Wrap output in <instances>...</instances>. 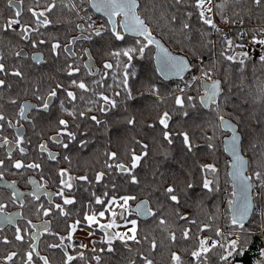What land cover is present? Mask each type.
<instances>
[{
  "label": "trees",
  "instance_id": "obj_1",
  "mask_svg": "<svg viewBox=\"0 0 264 264\" xmlns=\"http://www.w3.org/2000/svg\"><path fill=\"white\" fill-rule=\"evenodd\" d=\"M8 0H0V56L3 57V63L7 72L19 69L22 77H69L66 74L65 65L71 62L66 58V54L61 51L59 58L52 55L51 43L57 39L62 44H66L72 37L80 34L75 27L76 24H85V12L82 10L88 8L87 4H80V0H55L56 7L50 13H46L47 17L53 21L48 28H40L39 33H33L32 38L39 41L43 39L45 44H38L36 48H32L30 42L20 39L19 29L16 31L4 30L7 20L14 17L17 7ZM21 4V24L35 26V17L32 16L29 9L35 11H43L49 6L53 0H16ZM72 3L78 6L77 10L71 8ZM194 0H187V3L177 4L175 0H141L142 14L147 17V22L152 29L153 35L157 39L163 40L172 51L186 55L196 70V65L200 58H203L204 65L212 66V61H216L214 68V79H220L224 92L220 98L222 114L225 117L233 119L239 125V131L242 134V148L244 154L249 159L248 173L253 171L264 172V63L259 61V56L264 55V47L249 53L251 57L247 61V67L244 72L238 70L237 64H232L224 60L220 56L222 50L223 39L226 35L231 38L234 43H239L237 39V30L232 33L220 28L221 32L204 25L198 18L197 9L193 6ZM223 4V19L221 17V9L218 5ZM215 14L220 21L229 18V23H235L240 20L251 19L256 23H264V0L260 5L255 0H216ZM92 10L89 9V12ZM193 15L189 20L186 16L187 12ZM175 16V20L173 17ZM93 17L102 18L97 13ZM103 20L106 18H102ZM183 22H188L191 27L182 30ZM203 33V35H201ZM190 37V38H189ZM111 48L123 47L133 43L132 38L126 37V42L111 40ZM209 41L215 42V47L209 44ZM24 48L28 55L17 57L16 52ZM88 48L92 55L97 59L101 73L103 63L113 60L112 57L106 55L109 50L105 46V39L95 38L92 41H78L73 50L80 54L77 61L81 65L84 63L86 55H83L81 49ZM42 51L46 60L43 63H36L31 59L34 51ZM246 50L237 49V51ZM155 46H149L143 59L135 58L133 60L135 76H130L128 87L131 89L132 98H127L123 88L117 87L116 83L109 74V85L112 89L108 90L109 95H113L115 91H120L121 96L117 99V107L112 111L109 119L108 127L103 122L96 124L98 128L109 129V144H105L104 131L97 129L94 133V139L78 152L77 170L83 173H93V179L99 172L105 175L101 180L103 189L107 192L108 197L114 195L135 196L136 202L140 199H148L150 206L156 213L146 220L140 219L135 212L128 217H135L137 220V239L136 243L129 241L126 247L121 241L116 240L112 247L114 251L108 252L107 245L102 243V239L94 240L91 248H82L81 239L72 242V253L77 254V259L72 264H146L145 257L151 259L153 264H174L171 259L173 252L181 255L185 264H192L193 258L190 253L197 247L196 233L198 226L202 224H211L212 230H205L210 236H215V229L219 227L221 230L231 229L228 227L230 220V212L228 203L224 201L223 188L228 187L230 191V199L232 198V182L228 175L229 157L226 155L223 146V138L229 132L224 131L216 118L215 113L211 109H204L199 104V100L194 101L197 104L195 110L188 108L189 116H182L181 110L175 104V97L180 95L179 81H166L159 76L156 70L154 52ZM124 59V58H122ZM120 71L123 69L121 67ZM85 70L82 68L81 73L74 77H94L85 76ZM0 77H15L12 75L4 76L0 73ZM160 77V78H159ZM158 85L156 95L148 92L152 90L153 85ZM197 84L191 89H187V95L199 97L203 94V89L196 91ZM224 97H227V103H224ZM187 103V102H186ZM214 107V106H213ZM164 112H168L172 119L169 121V128L172 133L187 132L191 141L197 145L192 152H189L183 143V138L179 135L173 136V143L169 144L163 137V127L158 123L159 118ZM106 114V113H105ZM124 119V121H123ZM129 120L135 122L129 124ZM211 122V123H209ZM99 130V131H98ZM140 135V146L134 145V134ZM207 136L213 137L211 143L215 145V149H209L207 144L209 141ZM147 145V149L143 148ZM82 147V146H79ZM133 150L137 155L143 151L147 155L140 161L139 166L135 169L134 175L137 176L138 183L133 184L128 174L119 173L115 167L109 169L108 163L125 164L131 163V155ZM115 152L116 160H109L107 154ZM203 164H215L219 169L220 190L216 193H208L202 188V170ZM209 179L212 175L208 174ZM106 182V184L104 183ZM192 183L194 187L188 188V184ZM258 183V182H255ZM173 186L179 196L180 203L177 204L168 199L164 194V190ZM103 197V195L101 194ZM263 211L264 213V189H262ZM259 196H256V207L249 221L245 223L246 231L241 232L238 229L231 235L228 242L241 236V244L245 245L243 255H237L232 262H240V264H262L259 261L262 248L264 246V214L260 215L257 211L259 204ZM179 214H187L190 219H195L197 223L191 225L184 220L179 219ZM165 221L164 224L160 220ZM185 228H190V239H184L182 232ZM176 236L175 241L171 239V234ZM202 233H199L201 236ZM249 233H251L249 235ZM146 237V239H145ZM156 247H152V243ZM227 242V243H228ZM16 242L9 244L8 250L6 246L0 247V264H15L16 260H7L10 251L18 250ZM95 248L97 251H92ZM101 248L105 251H99ZM221 249H214L208 254L207 264H220L218 255ZM49 254L52 260H56L59 264H66L65 253L60 251L58 254L49 253L45 249V253ZM83 253V259L79 258V253ZM17 255L21 253L19 259L20 264H26V250L19 248L15 252ZM16 255V256H17ZM100 257L99 262L95 259Z\"/></svg>",
  "mask_w": 264,
  "mask_h": 264
},
{
  "label": "snow or ice",
  "instance_id": "obj_2",
  "mask_svg": "<svg viewBox=\"0 0 264 264\" xmlns=\"http://www.w3.org/2000/svg\"><path fill=\"white\" fill-rule=\"evenodd\" d=\"M9 4L12 3V0H8ZM177 4L187 3V0H175ZM257 5H260L261 0H255ZM80 4H87L88 8L82 9L85 12V17H81V19H85V24H76V28L79 30L80 34L72 37L66 44L62 46V44L57 39L55 42L51 43V52L52 55L59 58L61 55V51L66 54V58L71 60V62L66 63L65 71L67 76L74 77L77 74L81 73L82 68L85 70V76H94L99 77L98 79H93L90 83L86 82L85 79H71L69 82V87H74L81 90L82 93H92L96 98L95 99H86L84 95H80L79 100L86 105L96 106L99 105V110L103 113H107L112 109L117 107V99L115 97H120L121 92L115 91L113 95H107L104 92L97 91L98 88H104V81L108 79L109 74L111 73V78L114 83H116L117 87L123 88L124 92L127 95V98L131 99V89L128 87L130 76H135V71H129V69H134L133 60L135 58L143 59L145 57L146 50L149 49V46L154 45L157 50L156 55V70L163 76L165 79H169L171 77H178L180 80L184 81L185 73L192 72L193 65L189 62V60L185 57L178 56L172 54L159 39H157L152 32V29L147 22V17H145L142 12L141 0H80ZM191 6L195 7L198 12V18L204 25H207L209 28L215 30L216 32H221L222 30L217 26L214 22L211 14L213 12L212 8V0H194V4ZM56 7L55 0L47 6L43 11H35L34 9H29L31 11L32 16L35 17V26H30L26 24H21L20 19L18 17L21 16L20 11H16L13 18L7 20V23L4 25V30H12L16 31L13 28V25H20L19 35L20 39L23 41L30 42L32 48H36L38 44H45L46 41L40 39L39 41L32 38L33 33H39L40 28H48L49 25L53 23L50 20L46 13L52 12V10ZM221 9V17H223V4L218 5ZM71 8L77 10V14L79 15L80 9L76 3H72ZM89 9L92 11L89 12ZM99 13L102 18H106L97 26V22L93 19V16ZM192 12H187L186 16L190 20L192 17ZM43 18V19H41ZM175 16L173 20H175ZM229 22L225 19V23ZM191 25L188 22L182 23V30L189 29ZM203 35V33H201ZM247 34L244 32H240L239 36L244 37ZM111 38V40L126 42V37H130L133 40V43L127 44L123 47H117L115 49L111 48V42L107 39V37ZM264 36V29L260 30L258 35H253L251 39V43L254 45H260L264 47V38H260ZM95 38L105 39V46L109 49L106 52V55L112 57L113 60L105 61L103 63V69L105 70L101 73L100 69L96 68L90 62H84L82 65L77 61L80 59V54L73 50L74 46L77 45L78 41H92ZM190 38V37H189ZM223 45L222 50L220 52V56L226 60L231 62L232 64H237L238 70L242 73L247 67V61L251 59L249 56V52L246 50L237 51V49H244V45L241 43H234L231 38H228L226 35L222 37ZM213 47H215L214 41H209ZM83 55L88 56L89 61H91L92 56L89 52L88 48L81 49ZM17 57L23 55V50L15 53ZM124 58V59H122ZM33 61L36 63L42 62V54H35L31 57ZM3 57L0 56V73L4 76L12 75L16 77H22L23 73L16 69L11 73L7 72L5 69V64L2 62ZM259 61L264 63V55L259 56ZM216 61H212V66L208 67V70H205L203 58L198 60L196 70L200 73L199 75L190 76L188 81H184V87H180L178 90L181 93L175 97V104L181 110V115L184 117L189 116L188 108L195 110L197 108V104L194 102L197 99L199 100V104L203 106L204 109H211L216 118L219 120L220 125L224 128L229 129L232 133L231 137L226 141L225 151L229 152L231 155L230 160V168L231 171L228 175L231 177L232 187L234 191L231 193L232 199L228 201V209L230 211V220L228 227L231 229H238L241 232L246 231L244 228L245 222L249 219V217L253 214L254 209L256 207V196L259 195V192L256 189H264V172L262 171H253L251 174L248 173L249 161L242 154V135L238 131V125L229 122L225 119V116L222 114V108L220 103V98L224 92L222 81L220 79H214V68ZM123 69L121 72L120 69ZM197 85L196 91H199L200 88L203 89V94L199 97L187 95L186 90L191 89L194 84ZM6 81L4 79H0V89L5 87ZM107 89L111 90L112 85H107ZM58 90H63L68 99V103L73 104L77 101L78 97L76 92L65 88V86L61 83H57L56 87L51 89L50 92L47 93L46 97L42 96L39 99L42 101L40 107L44 112H48L52 101L57 98ZM264 92V88L261 89ZM224 103H227V97H224ZM187 102V103H186ZM11 103L15 104L16 101L12 100ZM214 106V107H213ZM60 107L71 117L75 118L77 116V109L75 106L71 110L65 107V101H60ZM33 108V105L30 103H25L19 110V116L21 119H28L27 113L30 112ZM92 111V107H86L85 110L79 111V116H86L87 112ZM90 119L94 121L96 124H100L101 121L97 119L95 115L91 116ZM172 119L171 115L168 112H164L159 118L158 123L163 127V137L169 143H173V136L179 135L183 138V143L186 149L189 152H192L195 145L187 132L180 133H172L167 129L169 128V121ZM0 121H6L9 127H14L11 121H7L6 117L0 113ZM134 120H129L128 123H134ZM211 123V122H209ZM59 124L62 128L58 131L56 137H51L53 141L60 143L63 148L67 149L69 147V143L76 140V132L70 130L69 122L65 119H60ZM4 125L0 124V128H3ZM79 128V125H76ZM17 136L19 139L15 142L17 145H22L25 143L24 136L21 128H16ZM86 134V133H85ZM66 136L68 139V143L63 142L61 137ZM206 139L209 141L207 147L209 149H215V145L211 143L213 137L207 136ZM10 142L5 138L3 144H0V147L4 145H8ZM81 146H85L88 141H80ZM41 152L48 151L46 144H41L39 146ZM144 149H147V145H143ZM19 152L21 154H26V149L24 147H19ZM12 153L13 149L9 148L7 152V158L11 163V166L17 170L20 169H40L41 165L39 163H27L25 164L22 160L16 159L12 161ZM109 160H116V153L112 152L107 154ZM147 155L146 151H143L142 154L137 155L133 150L131 155V163L125 164L123 162L119 163H108L107 167L112 169L115 167L119 172L128 174L130 177V181L135 184L138 183L137 176L133 173L135 169L139 166L140 161L144 156ZM49 159H55V155L52 152H48ZM68 159V157H65ZM5 165L4 160H0V168H3ZM202 170V188L207 190L208 193H216L220 190V180H219V169L215 164H203L200 166ZM212 175V179H209L208 174ZM4 173L0 171V178H2ZM61 177V187L59 191L56 193L61 199L62 204L57 203L54 204V208L59 210V213L63 216H69L71 213L65 210V206L76 204L77 201L74 197L73 188H74V180H83L87 181V176L81 177H73L70 175L67 169H61L59 172ZM105 173L99 172L96 175V181L99 182L103 179ZM32 185H34V191L29 193L28 195L34 197L36 200L40 199L41 195L52 196L53 193L42 191L44 186L38 183L35 179L29 181ZM255 182H259L258 184ZM188 188L194 187V185L190 182ZM8 187L15 189V182L9 184ZM68 192V195H65V192ZM164 194L168 197L169 200L175 202L177 204L180 203L179 196L176 192L175 187L169 186L164 190ZM17 198L24 196V193H15ZM94 197L95 205L103 206L102 210H97L93 207L92 203L89 202L86 205V211L83 216V220L86 221L87 225L91 227L93 224L97 225L98 228L104 233V238H102L101 242L106 244L107 251L112 252L114 248L112 247L113 243L116 240L121 241L126 247L128 246L129 241H134L139 243L140 241L137 239V220L132 219L129 220L128 216L133 213V209L130 205V201L136 200L135 196H121L117 198L116 196L108 197L107 192L103 194V198L101 196H96L93 192L91 194ZM107 200V203L105 202ZM6 205L0 204V225L8 224L13 225L16 223L17 216L19 214H10L5 213L4 209ZM43 209V205L38 206V211ZM52 208L43 209V215H50ZM135 214L138 216L148 217L155 216L156 213L149 206V202L147 200L142 201L140 204L136 205ZM106 213L108 216L106 217ZM264 214V213H262ZM179 219L184 220L191 225H195L197 221L195 219H190L187 214H179ZM104 218L107 220L106 223H101V219ZM122 221L123 223H119ZM49 223L48 221L44 222L41 225H35L31 220L27 221V225H29L33 229H40L44 232L49 231ZM81 220L77 219L75 223L70 225V233L65 237L61 236L60 244H53L50 247H63L65 249L66 256V264H72V261L77 259L76 256L70 255L67 252V248L74 245L71 244L72 241V233L76 231L78 225H80ZM161 224H164L165 221L163 219L160 220ZM131 224V228H127V225ZM121 227L127 228L126 231L120 232L119 229ZM205 230H212L211 224H202L198 226V232L196 233L197 247L191 251L190 255L193 258L192 264H207L208 262V254L213 252L214 249H221L222 251L218 255V261L220 264H231L232 259L237 255H243L245 251V245L241 244V236L237 235V238L231 240L228 243H223L222 240L225 239V233L219 228L215 229V236L219 239H211L210 237H201L199 233L204 232ZM191 232L190 228H185L182 232V237L184 239H190L189 233ZM131 233V234H129ZM42 234L41 231H38L36 234H30L28 232V228L22 229L17 226L15 228V239L21 242L25 241V235H29L31 240H38L39 236ZM92 235L93 233H89ZM230 232L228 235H231ZM251 233H249L250 235ZM58 235V234H57ZM146 239V237H145ZM171 239L175 241L176 236L174 233L171 234ZM211 239V243L209 242ZM69 241V244H64V241ZM7 242V241H6ZM95 243V242H94ZM29 247L32 251H28L26 253L27 256V264H34L33 253L36 249L35 244H30ZM79 247L86 248L87 245L81 244ZM152 247L155 248L156 245L153 242ZM92 251H97V249L93 248ZM99 251L103 252L105 249L101 248ZM16 253H12L7 257L8 261H12L16 256ZM35 255L38 256L41 260L44 261V264H48L46 257H40L38 251H35ZM79 258L83 259V253H79ZM95 259L99 262L100 257L96 256ZM146 264H153L151 259L147 257L144 258ZM171 259L174 264H185L181 255L173 252L171 255Z\"/></svg>",
  "mask_w": 264,
  "mask_h": 264
},
{
  "label": "flooded vegetation",
  "instance_id": "obj_3",
  "mask_svg": "<svg viewBox=\"0 0 264 264\" xmlns=\"http://www.w3.org/2000/svg\"><path fill=\"white\" fill-rule=\"evenodd\" d=\"M94 18V17H93ZM100 22H103V19L100 18ZM20 28V27H19ZM22 48L21 50H23ZM25 55H28L27 50ZM34 51L31 55L36 54ZM42 54L43 63L46 58L45 54ZM92 54V53H91ZM31 56V57H32ZM94 57V55H92ZM86 58L84 59V62ZM96 67L100 69L97 59L94 57ZM85 79L86 82H91L93 79H98L99 77H0L6 81L5 87L0 89V113H2L7 121H11L14 127H9L6 121H0V124H3L4 127L0 128V144H3L4 139L6 138L10 143L0 147V160L5 161L3 168H0V171L4 173L3 177L0 178V204L6 205L4 209L5 213L10 214H19L16 219V223L13 225H0V247L6 246V250L9 248L11 242H16L18 250L10 251V254L19 251L21 247L22 250L32 251L29 247L30 244H35L36 249L40 254V257H46L48 264H59L56 260H52L49 257V253L58 254L60 251L65 253L63 247H50L53 244H60V237L67 236L71 229L70 225L75 223L77 219L81 220L80 225L77 227L88 228L90 230H100L95 229V224L89 227L86 221L83 220V216L86 209V205L91 202L93 207L97 210H102L103 206L95 205L94 197L91 195L93 192L96 196L103 195L106 191L103 189V182H99L96 179H93V173H83L77 170L78 163V152L84 148L87 144H90L94 139L95 131L97 129L104 131V140L105 144H109L110 136L106 133H110L109 129H106L109 124V119L111 118V112L115 111L112 109L106 114L99 110V105L91 106L86 105L85 103L79 100L80 95H84L86 99H95L96 97L92 93H82L81 90L69 87V82L71 79ZM57 83H61L71 91L76 92L77 101L73 104L68 103V99L63 90H58L57 98L52 101L48 112L41 110L42 101L39 97L47 95L51 89L56 87ZM105 87L98 88L97 91L104 92L109 95L107 85H109L108 79L104 81ZM148 92L155 94L153 90ZM12 100H15L16 103H11ZM65 101V107L71 110L73 106L77 109V116L75 118L69 116L61 107L60 101ZM30 103L33 105V108L30 112L27 113L28 119H21L19 116L20 108L25 104ZM86 107H92V111L87 112L86 116L80 117L79 111L85 110ZM95 115L97 119L104 123L106 128H98L95 125V122L90 119L91 116ZM60 119H65L69 122L70 130L76 132V140L69 143L67 149L63 148L60 143H57L50 139L51 137H56L58 131L62 128L59 124ZM109 121V122H108ZM124 121V119H123ZM79 125V128L76 127ZM21 128L24 136L25 143L22 145H17L15 142L19 139L17 136L16 128ZM98 130V131H99ZM86 133V134H85ZM63 142L68 143L66 136L61 137ZM80 141H88L84 147L81 146ZM140 135L134 134V146L137 148L140 146ZM41 144H46L48 151L41 152L39 146ZM19 147H24L26 149V154H21L19 152ZM9 148L13 149L12 161L16 159L22 160L25 164L27 163H39L41 165L40 169H20L17 170L11 166L7 158V152ZM52 152L55 155V159H49L48 152ZM68 157V159H65ZM61 169H67L71 176L81 177L87 176L88 180H74L73 193L77 201L76 204L65 206V210L69 211L71 214L69 216H63L59 213V210L54 208V204H62V199L56 195L59 191L61 184V177L59 172ZM118 171V170H117ZM119 172V171H118ZM121 173V172H119ZM35 179L38 183L42 184L44 188L42 191L53 193L52 196L46 194L41 195L39 200H36L34 197L28 195L34 191V185L29 181ZM15 182V189L8 187L9 184ZM106 184V182L104 181ZM15 193H24L25 195L17 198ZM65 195H68V192H65ZM116 197L126 196L114 195ZM102 197V196H101ZM103 198V197H102ZM141 200V199H140ZM139 201V200H138ZM138 201L131 203L130 205L136 204ZM107 203V200L105 201ZM43 205V209L52 208L50 215H43V209L38 211V206ZM134 212V211H133ZM108 213H106V217ZM138 216V215H137ZM31 220L35 225H41L44 222L48 221L49 231H42L40 229H33L27 225V221ZM101 220H106L102 218ZM119 221V220H118ZM19 226L22 229L28 228L30 234H36L38 231H41L42 234L39 236L38 240H31L29 235H25V241L21 242L15 239V228ZM100 236L96 239L104 238V233L100 230ZM58 234V235H57ZM76 239H81L77 236L74 237L72 234V242ZM95 239V240H96ZM7 241V242H6ZM64 244H69V241L65 240ZM33 253L34 264H44V261L41 260L38 256ZM67 252L70 255L77 256L76 252L72 253V246L67 248ZM5 252L2 251L0 256ZM9 254V255H10ZM7 255V257L9 256ZM21 258V253L15 256L13 259L16 260L15 264H20L19 259ZM25 263L27 264V257L25 258Z\"/></svg>",
  "mask_w": 264,
  "mask_h": 264
},
{
  "label": "built area",
  "instance_id": "obj_4",
  "mask_svg": "<svg viewBox=\"0 0 264 264\" xmlns=\"http://www.w3.org/2000/svg\"><path fill=\"white\" fill-rule=\"evenodd\" d=\"M215 2H216V0H212L213 12H212L211 16H212L214 22L217 24V26L219 28H223L224 30L228 31L229 33H232L231 32L232 30H237L236 35H237V39H238L239 43L243 44L245 46L244 48L249 53L255 52L258 49V47H260V45L252 44L251 39H252L253 35H258L260 33V30L264 29V23H256V22H253L251 19H249V20L236 21L235 23L232 24V23H229L230 21H229L228 16L226 17V19L229 22H227V23H225V21L222 22L217 18L216 14H215V10H214L215 9ZM19 27H20V25H13V28H19ZM240 32H244L247 35L242 38L239 36ZM260 38H264V36H261ZM205 70H208V69H205ZM199 74L200 73L197 70H192V72L186 73V75H184V81H188L190 76H192V75H199ZM184 81L179 85L180 87H184ZM152 90L156 92L158 90V85H156V84L153 85ZM256 191L259 192V195H258L259 200H260L259 202L261 203V201H262V189H256ZM229 193H230V191H229L228 187L224 186L223 194H224V201L226 203H228V201L230 200V197L228 195ZM257 211L260 215H262V211H263L262 205L259 204ZM222 231L225 233V239L222 240L223 243H227L230 236L235 234V231L231 230V229L227 230V229L223 228ZM230 232L232 234L228 235ZM201 237H210L211 239H219L218 237H213V236H210L206 233H202ZM211 239L209 241L210 243H211ZM231 264H240V263L231 262Z\"/></svg>",
  "mask_w": 264,
  "mask_h": 264
},
{
  "label": "water",
  "instance_id": "obj_5",
  "mask_svg": "<svg viewBox=\"0 0 264 264\" xmlns=\"http://www.w3.org/2000/svg\"><path fill=\"white\" fill-rule=\"evenodd\" d=\"M21 3L19 2V1H16V0H14L13 1V5H15L16 7H17V9H18V11H20L21 12V5H20ZM40 10H37V12H39ZM98 15H101V14H99V13H97ZM41 19H43V18H41ZM157 38V37H156ZM160 41H161V43L172 53V54H174V55H178V56H182V57H185V58H187L188 60H189V62L191 63V60L186 56V55H184V54H181V53H177V52H175V51H172L171 49H170V47L163 41V40H161V39H159ZM89 52H90V50H89ZM155 53H154V60H155V64L154 65H156V55H157V50H156V48H155V51H154ZM25 53H26V51L23 49V55H25ZM91 53V52H90ZM36 54H40V52H36ZM35 55V54H34ZM91 56H92V54H91ZM85 62H90V63H92L95 67L97 66L96 65V63H95V59H94V57L92 56V59H91V61H89V58H88V56H87V59L85 60ZM192 64V63H191ZM156 67H157V65H156ZM96 68H98V67H96ZM159 73V72H158ZM185 75H186V73H185ZM159 76L162 78V79H164V80H166V81H172V80H176V79H179L178 77H171V78H169V79H165L163 76H161L160 75V73H159ZM159 77V78H160ZM225 119L226 120H228L229 122H231V123H234V124H237L233 119H231V118H229V117H225ZM238 125V124H237ZM222 126V125H221ZM222 128H223V130L224 131H227L228 130V132H229V134L228 135H225L224 136V138H223V146H224V151H225V146H226V141L231 137V135H232V133H231V131L229 130V129H226V128H224L223 126H222ZM238 131H239V125H238ZM240 133H241V131H239ZM242 135V134H241ZM225 153H226V155L229 157V162H230V160H231V155H230V153L229 152H226L225 151ZM242 154L245 156V158L249 161V159H248V157L244 154V152H243V148H242ZM249 169V168H248ZM231 171V168H230V163H229V167H228V173ZM230 177V176H229ZM229 180H231V177H230V179ZM232 182V181H231ZM233 188V187H232ZM233 191H234V189H233ZM144 200H147L148 202H149V206H150V201L148 200V199H146V198H144V199H141V200H139L136 204H134V205H132V209H133V211L135 210V208H136V205H138V204H140L142 201H144ZM151 207V206H150ZM135 212V211H134ZM230 212V211H229ZM140 219H142V220H146V219H148V218H150L151 216H148V217H143V216H138ZM251 217V216H250ZM250 217H249V219H250ZM249 219L245 222V223H247L248 221H249Z\"/></svg>",
  "mask_w": 264,
  "mask_h": 264
},
{
  "label": "rangeland",
  "instance_id": "obj_6",
  "mask_svg": "<svg viewBox=\"0 0 264 264\" xmlns=\"http://www.w3.org/2000/svg\"><path fill=\"white\" fill-rule=\"evenodd\" d=\"M94 19L96 20V22H97V26L101 23L100 22V18L99 17H94ZM177 82L179 81L180 82V79H177L176 80ZM232 192H233V189H232ZM231 192V193H232ZM230 195V194H229ZM230 197V196H229ZM117 198H119V197H117ZM232 199V198H231ZM130 203V202H129ZM259 204L260 205H262L263 204V200L261 201V203L259 202ZM258 204V205H259ZM262 208H263V205H262ZM106 215V214H105ZM128 219L129 220H132V219H135L136 220V218L135 217H128ZM101 223H106L107 222V220H101L100 221ZM119 223H123L122 221H118ZM137 226V225H136ZM132 227V225L131 224H128L127 225V228H131ZM98 228V226L97 225H95V229H97ZM127 228H125V227H121L120 229H119V231L120 232H124V231H126L127 230ZM99 229V228H98ZM89 233H93L92 235H90ZM73 235H74V237L75 236H77V237H79V238H81V241H82V244H84V245H87V247L86 248H91V247H93V245H94V240L96 239V238H99V237H101L100 236V230L98 231V230H90V229H88V228H82V227H77L76 228V231L74 232V233H72ZM129 234H131V233H129ZM259 261H262L261 263L262 264H264V246H263V248H262V254H261V257H260V259H259Z\"/></svg>",
  "mask_w": 264,
  "mask_h": 264
}]
</instances>
